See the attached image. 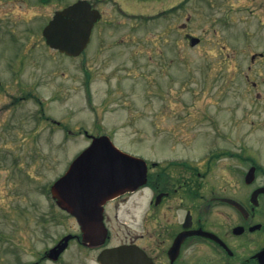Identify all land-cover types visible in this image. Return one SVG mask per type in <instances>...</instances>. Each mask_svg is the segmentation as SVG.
<instances>
[{
  "label": "rangeland",
  "instance_id": "1",
  "mask_svg": "<svg viewBox=\"0 0 264 264\" xmlns=\"http://www.w3.org/2000/svg\"><path fill=\"white\" fill-rule=\"evenodd\" d=\"M37 1L0 0V73L9 79V68L24 67L17 76L24 85L7 82L6 92H0V264L37 262L63 235L79 234L75 222L55 206L50 187L91 141L58 137L60 129L54 130L42 113L72 126L69 121L78 118L65 117L63 107L70 99L84 106L88 97L81 76L74 75V58L50 54L41 33L29 29L46 24L74 0ZM97 6L105 20L123 21L99 23L85 51L91 62H105L99 70L89 63L96 73L90 99L102 117L101 130L115 131L117 147L151 162L185 158L197 165L221 145L215 132H233L234 105L238 130H248L257 115L248 112L264 99L258 100L246 76L250 56L264 51V0H99ZM255 28L257 37L251 38L247 32ZM5 31L23 43L20 48L25 45L31 59L13 57L16 45ZM188 34L200 38L196 47ZM263 63L254 66L258 83ZM54 71L71 73L70 83L66 77L59 83L74 87L70 96H57L59 102L52 101L56 94L49 97L57 89V79L50 80L59 76ZM22 86L31 97L8 107L10 94ZM35 97L47 101L42 109ZM94 122L87 124L93 132ZM97 254L72 242L60 261L38 264H98Z\"/></svg>",
  "mask_w": 264,
  "mask_h": 264
},
{
  "label": "flooded vegetation",
  "instance_id": "2",
  "mask_svg": "<svg viewBox=\"0 0 264 264\" xmlns=\"http://www.w3.org/2000/svg\"><path fill=\"white\" fill-rule=\"evenodd\" d=\"M97 2L99 0H91L92 6L99 9ZM102 15L105 17L104 13ZM133 17L134 23H138L136 15ZM101 22L102 20L98 21ZM103 23L123 21L105 20ZM256 28L250 34L247 32L252 38L257 37ZM30 55L24 49L15 52L13 57L22 61L31 59ZM79 57H74V75L81 76L80 86L86 93L84 97L87 96L88 99L84 106L70 99L68 101L72 105L63 107L66 110L65 117L78 120L69 121L72 125L69 126L62 119L42 113L46 122L62 126L63 138L66 139L81 137L82 133L85 138L107 134L101 130L103 121L98 107L90 99V87L96 73L91 71L89 65L91 63L93 67L98 66L99 70L104 68L105 62H91L90 54H86L80 61ZM260 60H264V51L250 56L251 64L247 74L251 88L257 91L255 96L258 100L264 98V69L259 74L261 83L254 79V66L260 64ZM78 65L82 67V71H78ZM61 69L66 70L63 66ZM20 70H24L21 64L9 68V79L0 74V92H6L4 84L7 82L24 85L21 76L17 77ZM113 71L111 74H116ZM121 71L123 70L117 72ZM54 74H59L58 78L50 77V80L57 79V89L49 97L56 94L52 101L59 102L57 96L62 93L70 96L74 90L71 85L63 88L59 82L66 77L65 82L70 83L72 75L62 71H54ZM118 81L121 82V78ZM31 94L22 86L17 92L10 94V105L23 103L27 95L31 97ZM39 102L43 106L47 103L45 99ZM260 102L263 103L256 106L257 110L248 112L249 115L254 112L257 115L246 131L238 130L239 116L237 107L233 106V132H215L214 138L221 145L214 148L202 163L194 165L185 158L172 159L168 163H148L145 184L135 190L115 193L101 200L98 205L101 210L98 212L94 211V205H90L88 215L101 216V228L105 230V238L92 239L90 251L98 250L99 254L106 249L136 247L148 260L146 264H264V99L255 103ZM60 105L62 107L61 103ZM90 119L95 121L93 126L98 129L95 132H91L90 125H87L90 124ZM85 120H89L88 123ZM77 122L82 123L78 125ZM114 133L115 131H109L110 136ZM68 216L75 220L71 215ZM73 241L80 242L77 238L69 243ZM100 244L102 246H98Z\"/></svg>",
  "mask_w": 264,
  "mask_h": 264
},
{
  "label": "water",
  "instance_id": "3",
  "mask_svg": "<svg viewBox=\"0 0 264 264\" xmlns=\"http://www.w3.org/2000/svg\"><path fill=\"white\" fill-rule=\"evenodd\" d=\"M99 18L100 14L86 1H79L56 12L44 30V36L51 47L67 55L77 56L89 43L92 29ZM198 42V39H191L193 46ZM132 165H142L139 168L140 179L136 183L143 184L147 170L144 161L119 151L108 137L94 139L91 146L74 161L67 174L53 185L52 194L58 205L77 216L85 245L90 246L93 238L101 239L105 235L103 230H98L101 218L97 220L99 226L95 227V232L90 231V220H87L84 213L88 201H93L99 195L103 196L109 188L126 182L128 178L123 175H111L115 172L129 174ZM69 239L70 237L64 238L63 244L52 249L49 258L57 260ZM139 254L137 248H119L103 251L98 260L100 264H146Z\"/></svg>",
  "mask_w": 264,
  "mask_h": 264
}]
</instances>
